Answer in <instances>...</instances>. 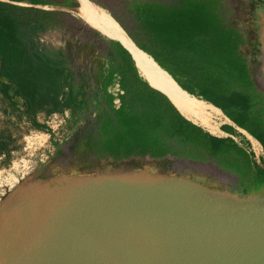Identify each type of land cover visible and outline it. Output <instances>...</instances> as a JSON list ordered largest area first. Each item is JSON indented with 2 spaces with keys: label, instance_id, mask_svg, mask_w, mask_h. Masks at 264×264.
<instances>
[{
  "label": "water",
  "instance_id": "1",
  "mask_svg": "<svg viewBox=\"0 0 264 264\" xmlns=\"http://www.w3.org/2000/svg\"><path fill=\"white\" fill-rule=\"evenodd\" d=\"M246 3L256 75L264 82V0ZM152 62L180 93L207 103ZM224 122L255 148L260 163V142L226 116ZM39 163L26 161L12 185L0 184V264H264V174L241 187L180 168L45 171Z\"/></svg>",
  "mask_w": 264,
  "mask_h": 264
},
{
  "label": "trees",
  "instance_id": "2",
  "mask_svg": "<svg viewBox=\"0 0 264 264\" xmlns=\"http://www.w3.org/2000/svg\"><path fill=\"white\" fill-rule=\"evenodd\" d=\"M223 1L130 0L94 4L107 11L137 48L151 56L183 90L219 108L236 126L264 143V134L251 126L247 96L233 91L225 77L228 41L222 28ZM42 4L78 5L0 2V86L11 89L13 98L18 96L32 108L35 98L43 96L52 112L68 108L71 117L67 126L73 129L81 128L86 116L95 112L92 139L111 135L119 140L129 135L168 136L213 151L240 150L233 137L216 136L184 117L165 94L139 75L131 55L119 42L70 11L38 6ZM51 29H65L66 42L73 38L79 44L89 33L98 48V68L86 74L76 66L69 47L54 48L40 41V35ZM33 125L46 129L44 123L35 120ZM220 129L249 143L229 123L224 122ZM107 145L108 149L113 147L111 142ZM148 146L155 145L136 139L131 144L122 143L120 152L114 151L124 154ZM244 166V162L233 166L241 177L246 175Z\"/></svg>",
  "mask_w": 264,
  "mask_h": 264
},
{
  "label": "rangeland",
  "instance_id": "3",
  "mask_svg": "<svg viewBox=\"0 0 264 264\" xmlns=\"http://www.w3.org/2000/svg\"><path fill=\"white\" fill-rule=\"evenodd\" d=\"M248 0H224L222 5V28L227 38L228 47L225 57L228 64L225 68V77L230 88L247 96V114L251 120L264 127V82L257 79L258 55L251 49L249 34V3ZM75 8V7H74ZM72 9V13L74 12ZM77 15V14H76ZM65 29H51L40 35V41L50 47H69L73 53L76 66L86 74L99 66L100 56L94 46L90 34L86 33L84 43L70 38L66 42ZM101 45V44H100ZM64 90L66 88L62 86ZM0 184L12 185L14 171L25 166L19 164V154L23 144V136L34 131L33 121L43 123L50 110L48 99L43 96L36 97L32 108L26 107L18 96L12 97L11 89L0 86ZM15 101V103H14ZM216 116V114H215ZM96 117L91 114L86 116L81 128L73 129L69 126L60 130L55 136L59 144L57 153L47 165L41 166L45 171L56 168H90L101 167L109 164L145 165L153 168H180L203 177L210 176L216 180L234 182L236 179L250 181V175L239 176L234 169L235 164L241 165L238 153L213 151L203 146L185 140L168 136L136 137L126 136L119 140L115 135L102 139H92ZM223 118L212 117V129L220 126ZM84 126V127H83ZM142 139L155 146L147 148L137 147L124 154H116L114 150L121 148L122 143H133ZM111 142V149L106 146ZM51 147V148H52ZM153 147L156 148L153 149ZM120 152V151H119ZM13 162H18L12 165Z\"/></svg>",
  "mask_w": 264,
  "mask_h": 264
},
{
  "label": "bare ground",
  "instance_id": "4",
  "mask_svg": "<svg viewBox=\"0 0 264 264\" xmlns=\"http://www.w3.org/2000/svg\"><path fill=\"white\" fill-rule=\"evenodd\" d=\"M106 18L107 20H104L103 24L104 31L117 38V41L122 42L126 49L131 52L141 75L149 80L152 86L168 94L184 116L202 127L213 131L211 121L212 117L218 114V109L210 103L197 101L194 98L186 96L184 93H180L167 74L155 66L152 62L153 59L138 50L133 41L131 42V39L114 25L112 21L109 22V17Z\"/></svg>",
  "mask_w": 264,
  "mask_h": 264
},
{
  "label": "crops",
  "instance_id": "5",
  "mask_svg": "<svg viewBox=\"0 0 264 264\" xmlns=\"http://www.w3.org/2000/svg\"><path fill=\"white\" fill-rule=\"evenodd\" d=\"M93 1V2H92ZM0 2H7V3H75L77 2L78 5L75 6H71V5H67V6H56V5H52V4H42V5H38L40 7L46 8V9H58V10H64V11H70L72 12V9L74 8V12L79 16L82 17L84 19V21L91 26L92 28L100 31L102 34H104L105 36L114 39V40H118L117 38H115L114 36L108 34L106 31H104L103 29V24H104V20H107L106 17H109V22H113L114 25H116L129 39H131L126 32L121 28V26L112 18V16L105 11L104 9L98 7L97 5H95L94 3H128L130 2V0H0ZM103 11V12H102ZM91 13V14H90ZM106 14V15H105ZM100 19V20H99ZM119 42L121 45H123L122 42ZM132 42V41H131ZM134 43V42H133ZM135 44V43H134ZM124 49H126L125 45H123ZM137 48V46H136ZM138 49V48H137ZM129 51V50H128ZM130 52V51H129ZM131 53V52H130ZM151 57V56H150ZM135 61V60H134ZM138 68V67H137ZM139 71V69H138ZM139 74L141 75L140 71ZM142 76V75H141ZM143 77V76H142ZM144 78V77H143ZM145 79V78H144ZM147 80V79H146ZM165 93V92H164ZM2 96L1 92H0V97ZM183 115V114H182ZM186 117V116H185ZM187 118V117H186ZM189 119V118H188ZM190 120V119H189ZM192 121V120H191ZM194 122V121H193ZM197 124V123H196ZM199 125V124H198ZM67 123H65V125L61 128H66ZM222 133H226L223 130H221ZM233 139L237 142L238 141V136H233ZM238 174V173H237ZM239 175V174H238ZM240 176V175H239ZM207 178L212 179L214 181H217L216 179L210 178V176H207ZM252 181V179L249 181L246 180H242V179H236L234 180V182H236L237 185H240L241 187L248 185L250 182Z\"/></svg>",
  "mask_w": 264,
  "mask_h": 264
},
{
  "label": "flooded vegetation",
  "instance_id": "6",
  "mask_svg": "<svg viewBox=\"0 0 264 264\" xmlns=\"http://www.w3.org/2000/svg\"><path fill=\"white\" fill-rule=\"evenodd\" d=\"M249 1H251V0H249ZM241 94H243V93H241ZM65 111L69 112V117L67 118V121H68L70 119V117H71L70 110L68 108L62 109V113H64ZM54 112H57V111H54ZM50 113H52V112H50ZM94 115H95V112L91 114V116H94ZM224 116L225 115L222 113V114H216V116L214 115L213 117H215L217 119L223 118V122L221 123V124H223L224 123ZM43 123H44V121H43ZM250 123H251L252 127H255L257 129V131H259L260 133L264 134V127L259 125L257 120L256 121L251 120ZM221 124H220V126H221ZM220 126H219V128H220ZM44 130H39V129H36V128L34 129V131H44ZM24 136H23V138H24ZM55 136L56 135L52 134L50 136V138L48 139L47 143L41 149H39L35 153L34 157L32 158V159L37 160V161L40 162L39 166L47 165L51 161L53 156L57 153L58 146H55V148H56V149H54L55 153L52 154V151H53L52 143L59 144L55 140ZM256 139L260 142L261 149H262V151H264V143H263V141L261 139L257 138V137H256ZM236 145H237V147L240 148V150H236L234 148H228V149L221 148V149H215V151L233 152V153H238L239 155L241 153V156L239 157V160H240L241 163L242 162L245 163V166L243 167L245 169V174L250 175L251 179H254L256 176H259L261 174H264V165H263V163H264V153H259L258 154V157L260 158V163H259L257 161V158H256V150H255V148H253L249 143H246L243 140V138L240 137L239 135H238V141L236 142ZM203 148H207V147H203ZM208 149H210V148H208ZM210 150H213V149H210ZM24 153H25V151H23V146H21L20 150H18V154H19L20 157H22L24 155ZM46 156H48V157L46 158ZM43 158L45 159V161L42 162L41 159H43ZM0 159L3 160V157H0ZM12 165H13V163H12Z\"/></svg>",
  "mask_w": 264,
  "mask_h": 264
},
{
  "label": "built area",
  "instance_id": "7",
  "mask_svg": "<svg viewBox=\"0 0 264 264\" xmlns=\"http://www.w3.org/2000/svg\"><path fill=\"white\" fill-rule=\"evenodd\" d=\"M69 112H52L46 116L44 125L46 129L44 131H32L26 134L23 138V151L24 155L19 158V164L32 160L35 153L41 149L48 141L50 136L57 135L61 128L67 123ZM18 162H13L14 165Z\"/></svg>",
  "mask_w": 264,
  "mask_h": 264
}]
</instances>
